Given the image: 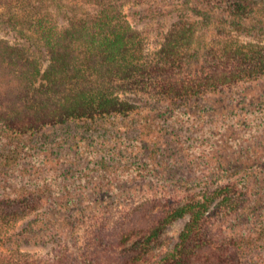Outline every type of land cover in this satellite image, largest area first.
Segmentation results:
<instances>
[{"label":"trees","instance_id":"16d2710c","mask_svg":"<svg viewBox=\"0 0 264 264\" xmlns=\"http://www.w3.org/2000/svg\"><path fill=\"white\" fill-rule=\"evenodd\" d=\"M146 1L76 0L75 13L63 20L49 9L48 0H0L11 18L28 26L47 55L44 59L27 45L0 37V242L6 240L7 247L0 248V264H138L167 225L188 213L191 218L180 241L155 264L252 262L247 256L249 241L224 232L223 218L238 215L243 205L234 188L221 184L213 189L203 185L201 197L184 203L159 199V215L147 227L122 229L119 223L112 227L99 222L78 253L61 250L36 256L23 250V244L49 239L62 227L52 221L57 200L45 202L50 184L19 187L21 180L11 175L18 165L11 168L9 162L20 147L32 159L42 158L34 154L35 147L22 143L27 137L76 120L129 117L146 106L144 91L160 101L191 100L264 76V44L243 42L234 35L243 28L258 30L248 23L261 7L255 9L252 0H160L161 9L172 6L171 23L153 54L125 10ZM153 3L141 10L153 14L158 5ZM217 18L222 22L218 27H227L217 29V37L203 46L202 57L200 45L195 46ZM12 136L18 142L10 140ZM222 196L212 209L215 198ZM31 216L22 230L12 232ZM132 239L129 253L119 251Z\"/></svg>","mask_w":264,"mask_h":264},{"label":"rangeland","instance_id":"374dc122","mask_svg":"<svg viewBox=\"0 0 264 264\" xmlns=\"http://www.w3.org/2000/svg\"><path fill=\"white\" fill-rule=\"evenodd\" d=\"M76 3L48 0V7L66 20L75 13ZM150 3L158 4L156 10L152 8L153 14L141 10ZM252 4L255 9L261 6L248 22L258 30L243 28L234 30V35L243 42L264 44V30L260 31L264 29V0H252ZM162 5L160 0H147L125 7L129 19L143 31L150 54L161 46L171 23L172 6L159 8ZM10 15L0 6V37L27 45L46 59L28 26ZM220 19L204 28L195 46L200 45L202 57L203 46L217 37V29L227 27H218ZM142 94L146 106L129 117L71 121L50 126L46 132L39 130L22 142L35 147L34 154L42 158L32 159L21 153L20 147L9 162L11 168L18 165L11 175L21 180L19 187L50 184L45 202L51 204V197L57 200L53 203L59 204L58 212L56 216L52 213V221L62 224L53 230L55 236L27 242L23 250L36 256H51L61 250L78 253L85 249L99 222L112 227L119 223L122 229L147 227L159 215V199L184 203L201 197L203 185L213 189L221 184L234 188L243 205L238 215L223 218L224 232L229 237L246 238L250 264H264V76L191 100L160 101L151 91ZM17 139L12 136L10 140ZM222 198H215L211 208ZM30 218L20 220L12 232L22 230ZM190 218L188 213L169 223L151 245L147 258L138 264H155L180 241ZM133 246L134 239L119 251L129 253ZM0 248L7 250L6 240L0 242Z\"/></svg>","mask_w":264,"mask_h":264}]
</instances>
